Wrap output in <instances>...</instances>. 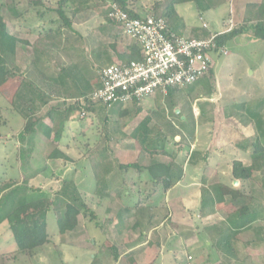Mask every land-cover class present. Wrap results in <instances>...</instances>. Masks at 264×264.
<instances>
[{
    "label": "rangeland",
    "instance_id": "rangeland-1",
    "mask_svg": "<svg viewBox=\"0 0 264 264\" xmlns=\"http://www.w3.org/2000/svg\"><path fill=\"white\" fill-rule=\"evenodd\" d=\"M60 1L0 0V17L7 35L17 41L13 54L6 56L0 53V62L5 63V70L9 73L5 70L0 73V81L8 79V76L15 78L13 83L3 88L5 98L0 94V264H124L125 261L129 264H161V246L167 252L172 241L180 247V256L184 261L189 255H193L191 261H194V241L196 246L206 247L209 243L213 250H218L220 235L226 227L231 228L230 225L236 223L244 207L248 208L249 214L257 212L258 220L253 227L264 229V167L258 172L254 168L253 177L244 182L245 186H239L234 185V181L239 180L233 178L232 166L236 158L246 167L252 165L253 160L246 151L243 155L238 152L234 157L232 154L221 157L219 161L228 164V168L216 172L210 170L213 164L207 162L203 165L204 162H201L204 153L209 154L217 148L218 137L214 133L222 119H230V127L238 124L248 126L257 138L264 131V83L256 78L264 62V44L250 45L245 35L238 36L227 43L228 56L217 57L213 73L195 85L170 91L165 97L146 100L140 106L115 107L106 112L97 107L96 112L91 113L75 107V101L83 97L78 88L89 94L97 87L98 70L107 64L106 56L114 51L118 57H125L132 44L122 36L119 26L107 18L110 0H69L61 10L70 26L65 25L57 13ZM170 1L128 0L127 3L137 4V8L145 14L151 11L147 9L154 11L155 8L162 12L163 6ZM221 8L213 13L216 22H212L206 14L200 15L197 10L191 21L200 25L201 17L211 29H217ZM258 12V7L254 5L247 7L244 19L249 23L246 27H253L261 18ZM40 50H44L41 55L37 53ZM36 63L47 65L42 70L54 79L48 85L59 84L60 81L54 77L56 74L57 79L61 76L65 78V87L61 91L57 87L58 90L51 93L39 90L40 97L47 99L48 103L37 112H31L30 116L26 115L30 112L23 110L20 117L26 124H34L39 130L48 127L52 132L59 122L71 119L72 123H68L63 131L62 141L69 160L50 161L49 155L53 151L51 142V147L39 144V155H30L32 163L26 166L18 162V153L28 149L30 138L22 143L18 134L24 131L26 124L11 118L15 105L19 103L13 99V93L23 78L31 82L28 71L31 64ZM63 67L74 72L61 75ZM249 70L252 73L249 74ZM73 76L84 79L85 83H76ZM43 79L39 75L36 83L45 87ZM23 88L27 90L25 95H29V90ZM191 116L199 127L193 134L191 131L195 124L192 127L191 124L181 123L184 117ZM44 117H48L51 124L43 123L41 120ZM146 117L150 118L148 127L154 130L156 136L164 137L161 141L170 153L169 157L158 155L156 160L164 158L162 161L170 164L174 159L173 162L183 167L186 161L184 153L190 150L187 177L194 178L195 187L197 177H204L201 187L197 185L201 199L199 211L184 208L177 198V191L165 194L160 186L156 187L147 180V175L140 177L141 185L137 181L134 187L121 186L117 177L119 162L139 160L143 166L148 164L141 159L142 151L127 152L129 160L120 149L122 146H136L132 134ZM38 122L41 124L37 125ZM5 124L8 126L5 127ZM189 134L193 135L192 138ZM50 135L52 137L53 134ZM239 143L248 144L244 139L233 144L236 146ZM230 145L229 139L222 140L216 150L218 156H222L218 149ZM247 149L249 152L252 150L250 147ZM25 157L28 160V156ZM47 158L49 160L44 162ZM189 163L209 170L191 168ZM32 176L34 179L31 180ZM69 182H73L85 209L78 216L76 227L61 237L56 223L62 217L67 201L59 193ZM219 195L224 199L222 203L216 202ZM21 200L24 203L37 200L50 203L45 215L48 243L31 254L18 250L11 252L15 243L8 234L9 221L21 218L18 210ZM11 202L14 208L10 207ZM140 208L147 209L145 218ZM126 210L131 212L125 213ZM207 214L213 217L203 222L199 216ZM122 215L126 216V222L121 219ZM136 217L143 220L138 229L134 228L138 220ZM147 217H151L148 222ZM226 235L227 231L222 237H228ZM138 247L145 250L143 258L132 253L120 257L127 250ZM114 252L117 258H113Z\"/></svg>",
    "mask_w": 264,
    "mask_h": 264
},
{
    "label": "crops",
    "instance_id": "crops-1",
    "mask_svg": "<svg viewBox=\"0 0 264 264\" xmlns=\"http://www.w3.org/2000/svg\"><path fill=\"white\" fill-rule=\"evenodd\" d=\"M263 3H264V0H189L186 2H182V3H177V4L173 5L174 17H173V22H172V29L178 35H181V36L192 37V38L193 37L194 38L206 37L210 33L219 32V31H222L223 29L227 28V26H228L227 21H231L232 26L234 28L237 27L239 24H241L243 22V19L246 17L245 11L249 5H254L255 7H258V6L262 5ZM127 6L132 8L135 11V13H137L140 16H148V15H151V12H154L153 9H147V10H149V11L151 10V11L149 13L146 12L145 14H142L141 9H138L139 6H137V4L133 5V2L127 3ZM164 7L165 6H163V8ZM220 8L222 9V11L219 12L220 17H218V18L220 20L218 22L217 29H211L209 27L208 23L204 22L201 17L199 18L201 21L200 25H196L191 21V19L194 16V11L197 10L200 15L203 16L204 14H206L207 16L210 17L212 22H216L213 19L214 18L213 13L215 10L220 9ZM204 25H206V28H203ZM250 32L252 33V35H250ZM253 33H254L253 27L248 28V26H247V31H245L242 34H239L236 37L228 40L223 45L222 48H223V52H225V54L220 53L219 55L214 56L213 60H215L219 56H223V57L228 56V51L226 49L227 43H229L230 41H234L238 36H241V35L246 36L245 40L250 45L251 44H257V43L264 44V41L256 39L253 36ZM227 34H229V33H227ZM247 42H245V43H247ZM128 51L129 52H128V54L126 53L127 55L125 57H118L117 54L114 53V51H113V53L110 52V54L106 56L107 59L105 61L107 62V64L105 65V67L108 65L114 64L117 61L118 62L127 61L129 59V57H131V53H130L131 48ZM37 53L39 55H41L42 53H44V50H40ZM120 58H122V59H120ZM43 66L45 68V66H47V65L44 64ZM43 66H40L37 63L31 64V66H30V71H28V77H30L29 79H30L31 83L33 84V87H35L36 89L41 90L43 92L47 91L50 93L52 90H56L57 87L59 88L60 91H61V88L64 90L63 87H65L64 83L66 80H65V78H63V76H61L60 78L57 79V77H56L57 75L54 74L55 80L60 81L59 84L58 85L52 84L51 86L48 85V84H51V82L54 79L52 80V78H51L52 76L51 75L48 76L45 73L46 70H44V69L42 70ZM214 67H215V61H214L213 69H214ZM63 68H68V67H63ZM100 68H102V67H100ZM213 69H212L211 73H213ZM260 69H261V71L258 72L260 76L257 73L256 78L259 79V82L264 83V81L262 80L263 76H264V62L262 64V66H260ZM250 73H252V72L249 70V74ZM59 74H61V73H59ZM39 75L44 77L42 82L45 83V87H43V85H40L41 83H39V84L36 83L37 82L36 77H38ZM7 78L8 79H4L2 81L3 84L1 85V88H0V94L4 98L6 95L3 91L4 90L3 88L6 87L8 84L10 85L15 80V78H10L9 76ZM254 81H255V79H254ZM17 88H18V85H16V88L14 90L13 99H14V95H15ZM263 88H264V86H263ZM161 97H163V96L157 95L154 99L161 98ZM15 104L16 103L14 102L13 105H15ZM15 107H16V110L13 111V113H12L13 116H11V118L13 121L14 120L16 122L19 121V122H22V124H23L25 122V120L23 117H20L21 114H20V110H19V104H16ZM183 119H184V121L181 123L188 124V125L191 124L192 127L195 124V127H193V131H191V134L198 131L199 127L196 126V122H194V118L192 116L189 118L184 117ZM70 120L71 119H69V120L65 119L64 129H66L68 123H70V122L72 123V121H70ZM41 121L45 124L46 123L51 124L48 117L42 118ZM230 121L231 120L227 119V118L220 120L219 126L217 127L218 129L214 134H216L218 137V139H217L218 142H216L217 148L221 144L222 140L228 141V139H229V141L231 142L232 145H230L229 147L218 149V151L221 153L220 155H222V156H218V154L216 152V150H217L216 147L214 148L215 151L212 150L209 152V154L204 153L202 155L201 162H204L203 165H206L207 162H210L211 164H213V166H210V167H212L210 169L211 171L214 170L216 172V170L228 168V166H227L228 164H226V163L221 164V161H219L221 159V157L222 158L228 157V154H232V157H234V156H237L238 152H240L242 155L245 153V151L247 154L249 153V149H247V148L243 149L241 146H239L240 144H243V143H239L236 146L233 143L234 142L235 143L240 142L243 139L246 140V139H249L252 137L254 138L255 134L253 135L251 133V130H249L248 126H241L240 124H238L237 126L234 125L233 127L232 126L230 127L229 126ZM40 124L41 123H39V122L37 123V125H40ZM7 126H8V124H5V127H7ZM64 129H63V131H64ZM194 129H195V131H194ZM48 130H50V128H48V127L45 128L44 130H41V129L39 130L37 127H34L32 133L27 134L26 137L24 136V139L21 141H22V143H24L26 141L25 139L30 138V141L28 142L29 147H27L28 149H26L25 152H23L22 150L19 151L18 162H20L23 165L28 166L29 164L32 163V159L30 158V155H32L33 157H35L36 154L39 155V147H38L39 144H48L51 147L52 137L50 136V138H48L46 135ZM191 134H189V135L192 138L193 135H191ZM62 141H63V132H62L60 140L58 142H56V143L54 142L52 144L53 150L57 149L59 152H61L62 154H64L65 156L68 157V153L63 148L64 146H63ZM32 145H33V147H32ZM128 146L129 147H127V146L120 147V149H122L123 152H125L124 153L125 155L127 152L128 153L129 152H136V151H138L139 153L141 152V150L135 146L134 147H132L131 145H128ZM30 147H31V149H30ZM187 151L184 153V158L186 157L185 158L186 161H185L183 167H182V165H179L176 161L173 162V160L171 159L172 160L171 163L179 166L180 168L182 167V172H183L182 179L179 182H177L174 186H172L170 189H168L166 191H164L163 189L162 190L164 191L165 194H169L171 192L175 193L177 191L178 192V193H176L177 198L180 201V203L182 204V206L188 210H192L194 212H197V210L199 211L200 205H201V199H199L200 194H199V190H197V185L199 186V188L201 187L202 178H204V177H200V178L197 177L198 181L196 183V187H195V184L193 181L194 178L190 179L187 177L186 166L188 165L187 162L191 161V159H189V158H191L190 157L191 154H189L190 150L188 149ZM230 152H232V153H230ZM25 155L28 156V160L25 157ZM126 156L129 158V155H126ZM216 156L218 157V159ZM157 158H159L158 155L150 156V155L143 152L141 159L144 160V162L148 161V164L145 163V165L143 166L141 163H139V160L138 161L137 160L131 161L129 158V160H130L129 162L128 161L127 162H119V165L137 164L140 167H146V166H149V165L154 164V163H163L166 165L171 164V163L169 164V163H165L164 161H162V159H164V158H162L161 160L160 159L156 160ZM45 160L46 161H44V162H47L49 159L47 158ZM56 160L62 161V159H51L50 161H56ZM234 160L238 161L237 158ZM149 161H151V162H149ZM231 161H233V160H231ZM239 162H241V161H239ZM243 165H245V163H243ZM189 167L195 168V169H198L201 171L205 169V167L199 166V164H196V163H189ZM207 170H209V169H205L204 171L206 172ZM133 172H134V174H133ZM117 173H118L117 177L120 180L121 186L131 185L134 187V186H136L137 181H138L139 185H141L140 184V182H141L140 177L142 175H145V176L147 175V178H148L147 180L151 181V178L149 177V175L147 174V172L145 170L137 171L133 168L120 170L117 168ZM218 173H219V171H218ZM203 174H204V176H206L205 173H203ZM30 179L31 180L34 179V176H32ZM239 181H234V185L240 184L239 186H241V185L245 186L244 185L245 183L243 181H240L242 183H240ZM155 186L159 187V185H155ZM235 191H237V190H235ZM226 201L227 200H225L224 203H226ZM198 215H199V213H198ZM251 216L253 217V219L250 220L249 222H247V224H245V226H243V227H241V222L238 219H237L236 223H234V224L232 223L230 225L231 228L226 227V231L228 233V235H226V236H228V237H226V238L222 237L223 235H225L226 231L220 235L221 239H220V242L217 246L219 248L218 250H215V249L213 250V248L210 247L209 243H207L206 247H201L199 244H198V246H196L197 242L194 241V244H195V246L193 247L194 248V257H195L194 261H191L193 258V255L191 257L189 255L188 256L189 259L187 257V259L184 261L183 257L180 256L181 255V251L179 250L180 247L177 245L175 246L173 241H172V243H170V250H168L167 252L164 251V246L162 245L161 249H160L162 252L161 264H196L197 261H200L198 264H264V229L260 230V229H255V227H253L254 223H257L256 221L258 220L257 212H255V213L252 212ZM120 217L121 216L119 215L118 218H120ZM199 217H201L202 221L205 222L206 220L211 219L213 217V215L207 214V215H202ZM150 218L151 217H149V218L147 217L146 222H148V220ZM121 219L123 220V222H126L127 218H126V216H123ZM137 219H138V217H136V220ZM142 221L140 224L138 222V224H139L138 227L136 226V222H135L134 228L135 229L141 228ZM2 233L4 235L6 234L5 231H3ZM66 233L63 235L60 234V236L64 237V236H66ZM3 234H2V236H3ZM8 234H9V237H11L10 229L8 230ZM3 237H5V236H3ZM11 240H12V238H11ZM12 242H14V241L12 240ZM138 245H140V244H138ZM14 246L15 247L11 250V252H16V245H14ZM166 246H167V244H166ZM141 247H138L137 249H129L126 251V253L120 255V257L126 255L127 253H129V254L132 253V254H136L137 257L139 256L140 258H143L145 250L142 251ZM1 251L2 250H0V252ZM141 251H142V253H141ZM183 253H186V251H184ZM113 255H114L113 258L118 257L117 253H115V252ZM136 255H133V256L136 257ZM158 259L160 260V258H158ZM129 263L130 262L125 261L124 264H129Z\"/></svg>",
    "mask_w": 264,
    "mask_h": 264
},
{
    "label": "trees",
    "instance_id": "trees-1",
    "mask_svg": "<svg viewBox=\"0 0 264 264\" xmlns=\"http://www.w3.org/2000/svg\"><path fill=\"white\" fill-rule=\"evenodd\" d=\"M110 1L116 3L118 6L122 8L126 7L128 2V0H110ZM186 1L189 0H171L163 8V10H161L162 12H160L159 9L155 8L153 15L161 16L165 18L169 26L172 28V22L174 17L173 5ZM68 2L69 0H61L59 3L60 7L57 10V13L59 17L64 21L65 25L70 26V22L67 20L64 13L61 10L62 7L65 6ZM35 4H40V3L35 2ZM258 9H259L258 16H260L261 18H259L256 24L253 26V30H254L253 36L258 40L264 41V5L262 4L258 6ZM110 22L113 23L112 21ZM247 23H249V20L244 19L243 22L239 24L237 27H235L232 32H230L229 34L219 36L217 39V43L219 47H223V45L228 40L247 31V27H246ZM16 42L17 41L14 38L9 37V35H7L6 26L2 18L0 17V53L2 52L6 56H10V54H13ZM131 52H133L134 54L138 52L135 45L131 46ZM0 64H1L0 73H2L5 70V66H4L5 63L3 64L0 62ZM72 71L74 72V70ZM72 71L69 68H62L61 75L64 74L71 75ZM5 73L9 74L7 70H5ZM73 78H75L76 83L77 82H82V84L85 83V81H83L84 79L83 80H81V78L77 79L78 78L77 76H73ZM1 85L2 82L0 81V87ZM23 87H26L29 90L30 93L29 95H25L26 94L25 92H27V90L24 89ZM95 89L91 90L89 94H84L82 90L78 88V93L83 94L82 95L83 97L79 98V100L80 99L84 100L85 106L80 107L78 102L75 101L74 104L75 107H77L78 109H84L91 113L96 112L97 107L105 112L109 111L105 107H101L97 101L91 100L90 95ZM40 94L41 91L33 87V84L29 82V80L27 81L25 78H23L21 83L18 85V88L14 95V98L17 99L16 101L19 102L18 104H19L20 112H22L23 110L26 111L27 113L30 112L29 114H26L30 116V114L37 112L38 109L46 105L48 103L47 99L43 98L42 96L40 97ZM66 114L68 115V112ZM23 116L27 118L24 114ZM149 123H150V118L146 117L134 129L132 137L136 141L135 147L139 148L141 151H143L144 153L150 156L163 155L169 157L170 153L168 152V150H166L165 145H163L164 142L161 141L164 140V137L160 135L156 136L154 134V130L148 127ZM257 127L259 128V125ZM33 129H34V124L30 123L24 125V131L21 134H19V139L23 140L25 135L33 132ZM63 129H64V120L58 123L57 128L54 132H52V130L50 129L48 130L46 135L48 138H50L51 136L50 133L53 134L51 142L56 143L60 140ZM263 140H264V131L260 132L258 138L257 136H255L254 138L252 137L246 139L248 144L243 143L239 145L243 149L249 147L252 149L249 152V157L253 160V163L252 165L246 167L241 162L234 161L232 166V176L235 180L246 182L253 177L254 168L258 172L262 167H264ZM49 158L62 159L65 161L69 160V157L65 156L57 149H54L51 152ZM178 167L179 166L173 163H171L170 165H166L163 163H154L146 167H140L137 164H127V165H118L117 168L120 170L129 169V168H133L137 171L145 170L149 175V177L151 178L153 185L154 186L159 185L164 191H166L182 179V175H183L182 170H180L181 169L180 167H179L180 169L178 170ZM59 195L61 196L62 199H64V201H67L66 203H64L63 215L61 218L57 220L56 223L59 233L63 235L68 231H72L76 227L77 218L81 214L82 210L85 209V206L84 203H82L81 198L79 197V194L77 193V190L73 182L64 184L62 190H60ZM205 200L206 199H204V201ZM223 200L224 199L221 195H219L218 198L216 197V202L218 203H222ZM18 205H19L18 210L21 213V218L18 220L9 221L11 238L16 245V250L24 251L25 253L31 254L32 252L38 250L39 248H41L42 246L48 243L47 234H46L45 215L48 211L50 203H48L46 200H37L34 202L31 201L28 203H24V201L21 200ZM10 207L14 208L13 202H11ZM140 210H142V213L145 214L143 217L145 218L148 212L147 209L140 208ZM248 211H249L248 208L244 207L239 212L238 220H240L241 222V227L245 226L247 222L253 219V217L251 216V214H249ZM126 212L130 213L131 211L126 210L125 213ZM7 218L8 217H6V219ZM141 221H142L141 218L136 221L137 227L139 226Z\"/></svg>",
    "mask_w": 264,
    "mask_h": 264
},
{
    "label": "built area",
    "instance_id": "built-area-1",
    "mask_svg": "<svg viewBox=\"0 0 264 264\" xmlns=\"http://www.w3.org/2000/svg\"><path fill=\"white\" fill-rule=\"evenodd\" d=\"M107 18L119 26L122 36L137 48L131 58L98 70L97 87L90 95L101 107L110 110L128 105L140 106L157 95L188 88L210 74L213 57L223 52L217 39L233 31L227 28L206 37L177 35L161 16H140L126 6L109 1ZM206 28V25L203 26ZM80 107L84 100L77 101Z\"/></svg>",
    "mask_w": 264,
    "mask_h": 264
}]
</instances>
